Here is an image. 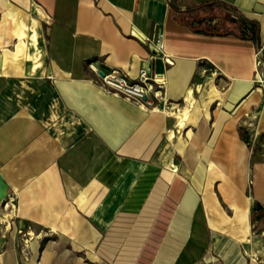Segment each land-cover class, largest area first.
<instances>
[{"label":"crops","instance_id":"0c3cea01","mask_svg":"<svg viewBox=\"0 0 264 264\" xmlns=\"http://www.w3.org/2000/svg\"><path fill=\"white\" fill-rule=\"evenodd\" d=\"M8 2L37 19L42 66L0 74L10 211L0 264H235L238 255L260 264L264 216L252 220V208L264 215V0ZM144 65L165 80L153 106L95 82L111 69L136 80ZM209 78L218 91L209 117L184 129L185 145L170 143L163 162L157 154L177 133L166 112L189 90L200 98ZM26 228L50 232L30 242L28 263L13 241Z\"/></svg>","mask_w":264,"mask_h":264},{"label":"rangeland","instance_id":"374dc122","mask_svg":"<svg viewBox=\"0 0 264 264\" xmlns=\"http://www.w3.org/2000/svg\"><path fill=\"white\" fill-rule=\"evenodd\" d=\"M218 14L220 15V18L224 17V15H223L224 13L222 11H220ZM2 15H3V17L0 18V43H1L0 46L2 47L4 45H7L5 43V38H7V36H9V38H8L9 39L8 40L9 45H7L6 48H3L2 52L0 50V62L6 60L5 66L2 65L3 67H1V65H0V71H1L0 74L4 75V76L6 75V76L16 77V76H14L15 75L13 72L14 69L11 67V61H17L18 63H20L21 67H26V71L28 74L27 68H29V65L27 64L26 58L24 57L26 54V47L24 46L25 45L24 42L26 41V39H24V40L19 39L17 36V33L15 34L16 31H15L14 26H12L13 23L10 20V18H7L5 16L4 12L2 13ZM29 17L34 18L32 16H29ZM224 18H228L227 15ZM218 30L220 32H226L229 30V28L225 26V27H222ZM37 31H38V21H37ZM38 40H39V33H38ZM1 47H0V49H1ZM19 56H21V57H19ZM4 71H5V73H4ZM211 73H212V71H206L203 73L202 77L208 76ZM210 79L211 78L207 79L205 81V83L209 82ZM212 84H214L213 81H212ZM204 88H205V86H204ZM202 95H203V93L200 92V98H199V96H196L197 98H199V100L196 99V106L194 107V109L191 112V115L192 114H194V115L192 116V118H190L187 126L184 129H186L189 125L196 124L200 115L202 114V111H201V97H202ZM71 127L72 126H69L70 129H71ZM184 129L180 131L181 133L179 131H177V133H176V135H178L179 133L181 134L180 138L178 139V142H173V141H168V140L166 141V142H168L169 146L168 147L163 146L160 149V153L157 154L158 159L160 157H162V153H164L167 149H169V153H168L167 157L164 159V160H167L166 162L169 163V161L171 160V157H172V152H173L172 148L170 146V143L172 145H174L178 151H180L183 148V146L186 143V140L184 138ZM189 133L190 132L188 130L186 133L187 136L189 135ZM164 160H162V161L164 162ZM4 206H5V204H4ZM7 212H10V211H8L7 209H4L3 205L2 206L0 205V235L2 234V232L4 230L5 223H8V221H9L8 220L9 214ZM262 229L264 230V219L261 220L260 223L255 226V230H262ZM27 231H28V228L22 229V231L21 230L18 231L17 233H15V235L13 234V237H14L13 241H14V244L16 246V249H17L18 253L20 254V256L22 257L23 261L26 263H28L30 261V242H32L33 240L38 238L40 240V243L43 244L46 241V239L48 237H50L49 236L50 232L47 231V229H44V231L43 230L39 231L38 233H36V231H33L35 234H31V233L28 234ZM44 234H46V236H43ZM5 239L8 240L9 236L5 235ZM259 240H261L260 243L263 244V246H264V233L263 234L259 233ZM263 258H264V256H263ZM235 264H243L241 261V257L239 255L236 258ZM260 264H264V260Z\"/></svg>","mask_w":264,"mask_h":264},{"label":"bare ground","instance_id":"6f19581e","mask_svg":"<svg viewBox=\"0 0 264 264\" xmlns=\"http://www.w3.org/2000/svg\"><path fill=\"white\" fill-rule=\"evenodd\" d=\"M0 5L1 7L4 8L3 12L5 16L7 18H10V20L12 21L13 23L12 26H14L16 31L15 34L17 33L18 38L23 40L26 39V41L24 42L25 44L24 46L26 47V54L24 57L26 58L27 64L29 65L30 72L36 73L42 66V51L39 47L37 19L30 18L22 14L19 11L20 9L15 8L12 4H10V2H8V0H0ZM5 62L6 60L0 62L1 67L5 66ZM11 67L19 73H24V68H22L20 63H18L17 61H11ZM199 91L203 93L201 97L202 114H205L206 117H209L207 106H209V104L215 101V96L218 95V91L216 87L212 84V79L209 80V82L205 83V88L200 86ZM183 103L184 106H182L181 109H178V111L176 110V111L166 112L169 115H173L177 119L176 125H177V131L179 132L187 126L190 118H192V116L194 115V114L191 115V112L196 106V98L191 90H189L186 96L184 97ZM180 133L176 135L175 131L169 130V133L167 135L168 140L173 142H178V139L181 136ZM168 146L169 145L167 144L165 147ZM168 153H169V149H167L164 153H162V160H164L167 157ZM172 167L174 170H176L175 166L172 165ZM86 195L87 194L85 191L81 192L80 196L78 197L79 205H82L81 203H83V201L85 200ZM1 203L4 209L9 208L8 203H6L5 206H4V202ZM10 206L12 207V205Z\"/></svg>","mask_w":264,"mask_h":264},{"label":"built area","instance_id":"2783aa9c","mask_svg":"<svg viewBox=\"0 0 264 264\" xmlns=\"http://www.w3.org/2000/svg\"><path fill=\"white\" fill-rule=\"evenodd\" d=\"M261 52L262 47H259L255 53V60L258 65ZM163 61L166 65H171L170 60L165 55ZM94 72L96 73L95 70ZM96 77L95 82L103 91L132 102L139 107L153 106L154 100L163 96L165 86L163 75L150 73L146 65L140 68L136 80L129 79L126 74L115 69L103 72L102 76L96 74Z\"/></svg>","mask_w":264,"mask_h":264},{"label":"water","instance_id":"95a60500","mask_svg":"<svg viewBox=\"0 0 264 264\" xmlns=\"http://www.w3.org/2000/svg\"><path fill=\"white\" fill-rule=\"evenodd\" d=\"M99 75L102 76L103 72L101 71ZM7 188H8L7 183L4 181L3 177L0 175V203L3 202V200L8 195Z\"/></svg>","mask_w":264,"mask_h":264},{"label":"trees","instance_id":"16d2710c","mask_svg":"<svg viewBox=\"0 0 264 264\" xmlns=\"http://www.w3.org/2000/svg\"><path fill=\"white\" fill-rule=\"evenodd\" d=\"M262 207L256 203L252 208V220H260L263 217Z\"/></svg>","mask_w":264,"mask_h":264}]
</instances>
